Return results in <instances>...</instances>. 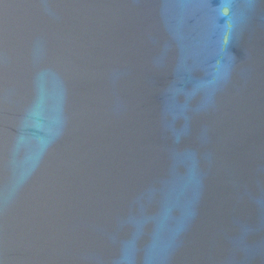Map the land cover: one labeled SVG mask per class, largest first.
<instances>
[{
  "label": "water",
  "instance_id": "95a60500",
  "mask_svg": "<svg viewBox=\"0 0 264 264\" xmlns=\"http://www.w3.org/2000/svg\"><path fill=\"white\" fill-rule=\"evenodd\" d=\"M0 264H264V0H0Z\"/></svg>",
  "mask_w": 264,
  "mask_h": 264
}]
</instances>
